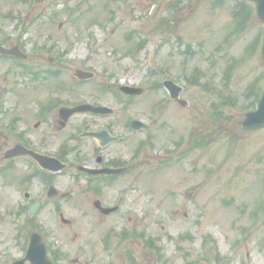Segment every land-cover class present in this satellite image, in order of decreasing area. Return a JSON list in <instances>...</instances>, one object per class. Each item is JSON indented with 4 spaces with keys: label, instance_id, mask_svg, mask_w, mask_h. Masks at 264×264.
<instances>
[{
    "label": "rangeland",
    "instance_id": "rangeland-1",
    "mask_svg": "<svg viewBox=\"0 0 264 264\" xmlns=\"http://www.w3.org/2000/svg\"><path fill=\"white\" fill-rule=\"evenodd\" d=\"M245 5L247 17L239 0H0V44L18 45L26 54L0 57V112L20 113V123L32 126L47 100L81 99L112 107L120 114L113 119L155 123L132 137L152 136L155 147L144 151L140 181L129 177L121 184L137 190L130 191L117 224L140 230L135 217L143 218V240L160 246L156 264H264V127L244 131L239 125L264 87V24L254 3ZM24 65L41 73L21 75ZM48 67L63 72L43 73ZM76 68L96 74L78 85ZM153 69L184 87L186 106L154 86ZM120 83L144 90L127 97ZM3 130L1 124V143L10 145ZM165 147L180 158L175 154L159 166ZM13 166L0 167V176L11 175ZM38 218L69 246L49 211ZM75 229L93 244L87 223ZM95 243L88 254L105 264L106 253ZM145 251L138 252L139 262L154 264Z\"/></svg>",
    "mask_w": 264,
    "mask_h": 264
},
{
    "label": "flooded vegetation",
    "instance_id": "flooded-vegetation-1",
    "mask_svg": "<svg viewBox=\"0 0 264 264\" xmlns=\"http://www.w3.org/2000/svg\"><path fill=\"white\" fill-rule=\"evenodd\" d=\"M23 67L21 75H32L30 65ZM62 72L61 67L58 68L55 76L59 77ZM53 99L42 104L41 113L32 126L20 123V113L8 117L9 113L0 112L4 134L13 139L10 145H4L1 143L3 135L0 137L3 155L0 167L14 165L11 175L0 176V223L11 220L8 229H0V264H33L27 258L32 233H37L40 238L34 254L38 255L41 264H96L88 254V247L95 242L106 253L105 264H143L139 262L138 252L144 249L156 264L160 258V246L156 240H143V218L135 217L140 230L128 228L127 223L117 224L123 219L130 191L133 194L131 185L129 190L128 185L121 184L129 177L136 182L142 177L138 171L144 166L143 137L136 149L131 152L127 149L128 135L134 136L140 130L129 131L127 118L113 119L110 116L120 115L114 112H86L64 119L60 107L98 101L76 99L57 107L59 99ZM55 109L56 118L48 122ZM77 115L84 116L79 123ZM85 132H103V135L88 136ZM14 147L24 150V154L6 157L7 151ZM20 163L25 164V170L20 168ZM106 169L123 170L109 173ZM33 204L36 206L30 212ZM109 207L116 208L104 212ZM46 210L55 217L58 230L67 237L69 246L53 237L52 229L38 218ZM126 210L127 213L130 211ZM86 223V238H91L93 243L89 245L80 240L82 235L75 229ZM70 239H74L73 242Z\"/></svg>",
    "mask_w": 264,
    "mask_h": 264
},
{
    "label": "water",
    "instance_id": "water-1",
    "mask_svg": "<svg viewBox=\"0 0 264 264\" xmlns=\"http://www.w3.org/2000/svg\"><path fill=\"white\" fill-rule=\"evenodd\" d=\"M257 3V16L261 21H264V0H254ZM4 51L2 47H0V52ZM262 57L264 58V41H263V46H262ZM164 84L169 88L171 97L173 99L178 100V95L180 91V87L174 85L171 81H165ZM122 90H124L127 93H140L142 90L140 88H135V87H122ZM181 104H186V101L184 100H179ZM85 108H91L94 111L98 110H105L107 108L105 107H92L90 105H85L82 106ZM133 127L137 128L138 125H135L134 123L132 124ZM240 126L243 129H253L257 127L264 126V93L259 101L258 107L250 112H247L245 115V118L241 121Z\"/></svg>",
    "mask_w": 264,
    "mask_h": 264
}]
</instances>
